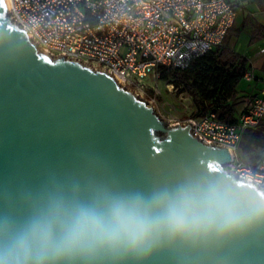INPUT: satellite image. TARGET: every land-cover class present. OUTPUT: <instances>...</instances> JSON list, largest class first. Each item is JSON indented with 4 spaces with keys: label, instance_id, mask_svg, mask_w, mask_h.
Wrapping results in <instances>:
<instances>
[{
    "label": "water",
    "instance_id": "95a60500",
    "mask_svg": "<svg viewBox=\"0 0 264 264\" xmlns=\"http://www.w3.org/2000/svg\"><path fill=\"white\" fill-rule=\"evenodd\" d=\"M0 0V257L55 206L222 187L241 210L264 189L230 148L168 124L111 72L52 56ZM28 264H264V215L226 232L163 237L147 251L55 255Z\"/></svg>",
    "mask_w": 264,
    "mask_h": 264
},
{
    "label": "built area",
    "instance_id": "2783aa9c",
    "mask_svg": "<svg viewBox=\"0 0 264 264\" xmlns=\"http://www.w3.org/2000/svg\"><path fill=\"white\" fill-rule=\"evenodd\" d=\"M8 5L15 23L26 26L30 39L52 56L64 53L65 59L104 68L124 88H143L149 78L152 88L160 81V66L184 68L194 56L222 46L237 16L236 0H9ZM254 77L249 65L243 78ZM189 120L194 137L230 148L233 171L264 189V157L250 165L237 154L243 132L264 120V87L247 98L234 124L218 121L213 112L177 122Z\"/></svg>",
    "mask_w": 264,
    "mask_h": 264
},
{
    "label": "clouds",
    "instance_id": "9594fccd",
    "mask_svg": "<svg viewBox=\"0 0 264 264\" xmlns=\"http://www.w3.org/2000/svg\"><path fill=\"white\" fill-rule=\"evenodd\" d=\"M264 215V205L238 208L220 186L113 199L103 206H55L35 219L0 257V264H28L49 254L147 251L163 237L226 232Z\"/></svg>",
    "mask_w": 264,
    "mask_h": 264
},
{
    "label": "trees",
    "instance_id": "16d2710c",
    "mask_svg": "<svg viewBox=\"0 0 264 264\" xmlns=\"http://www.w3.org/2000/svg\"><path fill=\"white\" fill-rule=\"evenodd\" d=\"M248 69L247 57L225 44L202 55L194 56L184 68L160 66L158 72L160 81L172 85L190 97L195 107L193 116L201 117L213 112L218 121L234 124L244 109L238 112L237 106L243 100L238 84ZM262 124L264 120L258 127L248 128L243 132L238 144L243 152L257 148L264 150ZM254 157L261 155L253 154L246 162L254 165L264 156L255 163Z\"/></svg>",
    "mask_w": 264,
    "mask_h": 264
},
{
    "label": "rangeland",
    "instance_id": "374dc122",
    "mask_svg": "<svg viewBox=\"0 0 264 264\" xmlns=\"http://www.w3.org/2000/svg\"><path fill=\"white\" fill-rule=\"evenodd\" d=\"M248 9L250 11V18L246 19H244L243 11L238 9L236 20V28L238 31L234 30L231 32L225 42L235 52L245 55L248 58V64H256L264 59V52H261V48L264 47V31L259 26V24H264V11L259 9L257 3L254 2L250 3ZM244 20H246V24H244ZM145 81L146 87L143 86L141 88L135 85H129L125 89L132 90L133 93L134 91L139 92V98H143V101L148 106L153 107L162 119L168 121V124L177 121L184 122L193 116L195 107L186 93L179 91L175 87H167L162 81H158L156 82L157 85H153L155 88L154 91L152 90L153 86L151 88V85H149L152 84V80L149 78ZM252 82H248L243 78L238 84V89L240 91H246L253 85ZM258 152H262L261 148L250 152H243L239 147L237 149L239 159L246 164H249L246 161Z\"/></svg>",
    "mask_w": 264,
    "mask_h": 264
},
{
    "label": "crops",
    "instance_id": "0c3cea01",
    "mask_svg": "<svg viewBox=\"0 0 264 264\" xmlns=\"http://www.w3.org/2000/svg\"><path fill=\"white\" fill-rule=\"evenodd\" d=\"M251 2L257 3V5L259 6V9L264 11V0H236L237 15H238V9H239V10L243 11L244 19L250 18V11L248 9V6L250 5ZM236 20H237V16H236V19H235V22H234L233 26L229 29V31L227 32V34L225 36L223 45L226 44L225 41L227 39V36L231 32H233L234 30L238 31V29L236 28ZM245 21L246 20H244V24H246ZM259 26L261 28H264V24H259ZM262 49H264V47H262L261 50ZM249 65L252 66V68L254 70L255 77L252 80L253 82L251 81L253 83V85L250 86V89H248L246 91L245 90H241V94L243 96V100L237 106L238 112H240L243 108H245L247 98L254 97V96L258 95L260 90L262 89V87H264V79H262V76H264V59H262L261 61H259L256 64H251L250 63ZM262 126H264V124H262ZM258 154H260L261 157L264 156V150H262V152H258ZM261 157H257V158L254 157V163Z\"/></svg>",
    "mask_w": 264,
    "mask_h": 264
},
{
    "label": "bare ground",
    "instance_id": "6f19581e",
    "mask_svg": "<svg viewBox=\"0 0 264 264\" xmlns=\"http://www.w3.org/2000/svg\"><path fill=\"white\" fill-rule=\"evenodd\" d=\"M9 2V0H7Z\"/></svg>",
    "mask_w": 264,
    "mask_h": 264
}]
</instances>
